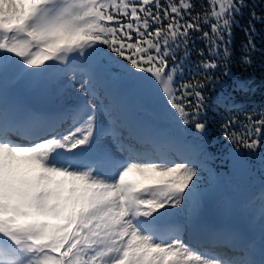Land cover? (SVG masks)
Segmentation results:
<instances>
[{
  "label": "snow or ice",
  "instance_id": "snow-or-ice-1",
  "mask_svg": "<svg viewBox=\"0 0 264 264\" xmlns=\"http://www.w3.org/2000/svg\"><path fill=\"white\" fill-rule=\"evenodd\" d=\"M206 5L193 14L190 0H0V80L42 82L56 101L25 115L0 102V264H264V247L252 258L235 234L193 242L169 231L172 210L202 195L206 93L228 87L232 29L248 7ZM250 15L245 66L264 56L254 23L264 13ZM195 40L204 47L186 70ZM133 101L149 121L131 118ZM216 102L233 158L245 149L264 166V99L245 105L223 91ZM188 125L204 141L198 154ZM109 139L119 155L102 146ZM260 210L264 222V186Z\"/></svg>",
  "mask_w": 264,
  "mask_h": 264
},
{
  "label": "trees",
  "instance_id": "trees-1",
  "mask_svg": "<svg viewBox=\"0 0 264 264\" xmlns=\"http://www.w3.org/2000/svg\"><path fill=\"white\" fill-rule=\"evenodd\" d=\"M194 5L193 14L203 12L201 4L206 5V0H190ZM248 7L243 10L242 16H237L239 26H234L231 49L233 50L232 60L230 62L231 78L227 80V89L213 90L211 87L207 90L209 97L207 103V122L209 142L208 152L211 157L207 159L203 168L201 177L202 195L199 203L194 206H188L181 211L173 209L175 213L169 218V228L171 232L177 230L183 237H189L194 233L201 239L205 233H215L219 238H232L233 234L239 239H233L236 244H246L251 252L254 249L250 241L249 231L254 225L264 229V223H261L260 209L261 190L264 186V166H262L258 156H247V150L238 149L244 153L241 161L233 158L234 147L221 134V123L223 118L228 115L223 108L218 107L216 98L223 91L231 92L233 96L245 105H250L252 101L259 102L264 99V56L259 52L253 54L254 64L245 66L241 62L244 53V46L248 41L244 29L248 28L251 20V11L254 10L259 15L264 13V0H247ZM257 35L255 42L257 48H264V24L254 22ZM196 36L199 33L195 34ZM204 44L200 40H195V45L191 56L185 61V68L192 69L194 64L200 58L197 56L195 49L203 48ZM186 71L185 79L189 78ZM219 75V73H217ZM223 79V77H221ZM239 86V87H237ZM135 102V101H133ZM143 117L149 120L151 117L146 115L143 109H139ZM131 118L133 114L130 113ZM232 115L243 119L239 112H233ZM192 130L193 135L186 137L187 141L193 146L194 154L195 145L203 143L202 140L196 139L194 126H186ZM256 215V216H255ZM202 220H208L209 227L206 231L200 230L199 225ZM194 232V233H193ZM260 251V250H259ZM238 254V253H237Z\"/></svg>",
  "mask_w": 264,
  "mask_h": 264
},
{
  "label": "rangeland",
  "instance_id": "rangeland-1",
  "mask_svg": "<svg viewBox=\"0 0 264 264\" xmlns=\"http://www.w3.org/2000/svg\"><path fill=\"white\" fill-rule=\"evenodd\" d=\"M12 75L9 73V75L4 78L3 80H0V102H2L4 105H6L11 111L19 114V115H25L27 113H30L31 111L28 108L26 100L28 99V96L30 94V91L33 87L37 85L36 82H25L22 81L18 85L16 84L14 88H10L9 86V78H11ZM18 79H21L16 76V81ZM23 90H27V93L25 96L23 95ZM53 92V90H52ZM54 93V92H53ZM20 98L23 100L20 101ZM54 100H55V94H54ZM130 109L133 114V120L139 121V122H145L149 121L147 117H143L140 113H138V110L141 109V107L136 102H130ZM102 146L107 144L108 147L111 148V150L116 154L119 155V153H116L115 147L111 144L110 139L109 140H102L101 142ZM253 227V226H252ZM208 228V225L204 224L203 221L200 222L199 229L205 230ZM256 230L249 231V236L252 235ZM260 233H256V237H259ZM260 257H257L256 259H259Z\"/></svg>",
  "mask_w": 264,
  "mask_h": 264
},
{
  "label": "water",
  "instance_id": "water-1",
  "mask_svg": "<svg viewBox=\"0 0 264 264\" xmlns=\"http://www.w3.org/2000/svg\"><path fill=\"white\" fill-rule=\"evenodd\" d=\"M40 98H45L47 100V102L50 101V103H51L50 94H49L48 90H46L43 86H39L35 90H33L32 96L30 97L31 105H37L38 102H36V101L39 100Z\"/></svg>",
  "mask_w": 264,
  "mask_h": 264
}]
</instances>
